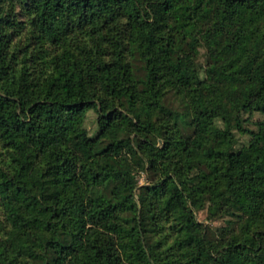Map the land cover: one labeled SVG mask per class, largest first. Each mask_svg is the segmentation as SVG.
<instances>
[{"label":"trees","instance_id":"16d2710c","mask_svg":"<svg viewBox=\"0 0 264 264\" xmlns=\"http://www.w3.org/2000/svg\"><path fill=\"white\" fill-rule=\"evenodd\" d=\"M21 30L24 46L62 49L39 64L12 43ZM251 111L264 113V0H0V264H264ZM145 169L157 179L140 185ZM204 207L236 217L228 237ZM160 220L171 249L152 241Z\"/></svg>","mask_w":264,"mask_h":264},{"label":"rangeland","instance_id":"374dc122","mask_svg":"<svg viewBox=\"0 0 264 264\" xmlns=\"http://www.w3.org/2000/svg\"><path fill=\"white\" fill-rule=\"evenodd\" d=\"M20 11V10H17ZM18 18H23L22 12H17ZM26 32L25 30H21L18 33L13 34V31L11 32V40L12 43L16 44L20 47L19 51H23L24 53H30L33 51L35 62L42 63V61H46L49 58V55L57 50H61L62 46L59 44H55L51 40L44 39L39 40L35 47L32 43L28 44V46H24V42H22V39L25 38ZM28 55V54H27ZM26 55V56H27ZM206 47L200 46L199 47V54L197 57V61L202 65L206 66ZM254 71H241V76L248 77L252 74ZM203 74H206L204 70H202ZM178 102V100H177ZM176 102V103H177ZM242 116L245 118H248L245 122H243V126L247 129L256 130L257 125L255 123L256 120L264 119V113L260 111H251V112H243ZM84 126L88 129V132L91 136L96 135L99 125H98V113L94 108H89L86 113V117L84 119ZM235 137H236V147H240L242 145H245L249 142L250 135L247 132H242L240 130H235ZM160 143H162V140H160ZM1 146V145H0ZM136 176L138 178L139 184L144 185L150 183L152 180L157 179L155 174L150 170H140L136 172ZM156 177V178H155ZM138 199V198H137ZM196 217L199 221L203 222L204 224H208L211 226L212 230L214 231V234L216 237L218 236H224L228 237L232 231L237 225L236 217L232 216L229 213L226 214H218L216 216H209L207 208H200L195 210ZM168 222L164 220L158 221L156 224H149L148 229L150 235H152V241L155 243V241L161 240L163 243L162 247H165L166 249L170 248V234L167 232V224ZM152 225V227H151ZM8 228V224L5 222L4 215L2 212H0V238L4 236V228ZM6 228V229H7ZM153 230V231H152ZM171 230V229H170ZM164 239H167V243L164 242ZM173 247V246H172ZM170 251V250H168Z\"/></svg>","mask_w":264,"mask_h":264}]
</instances>
